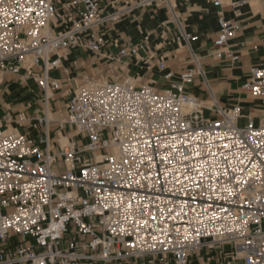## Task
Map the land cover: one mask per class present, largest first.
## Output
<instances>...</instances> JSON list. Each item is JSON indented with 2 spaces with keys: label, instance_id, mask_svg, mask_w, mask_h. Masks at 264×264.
<instances>
[{
  "label": "built area",
  "instance_id": "1",
  "mask_svg": "<svg viewBox=\"0 0 264 264\" xmlns=\"http://www.w3.org/2000/svg\"><path fill=\"white\" fill-rule=\"evenodd\" d=\"M172 1L110 0L106 11V0H0V89L7 75L34 79L41 102L30 116L0 115V264H264V63L242 86L260 100L254 116L186 91L205 72L184 30L191 66L176 79L158 62L170 88L86 78L52 109L62 81L50 73L72 51L101 53L107 23ZM250 1L211 0L216 58L239 60L231 41ZM206 252L222 257L201 263Z\"/></svg>",
  "mask_w": 264,
  "mask_h": 264
},
{
  "label": "crops",
  "instance_id": "2",
  "mask_svg": "<svg viewBox=\"0 0 264 264\" xmlns=\"http://www.w3.org/2000/svg\"><path fill=\"white\" fill-rule=\"evenodd\" d=\"M109 1L105 2L106 11L112 10ZM136 1L128 0L130 3ZM172 4L173 7L152 4L138 8L119 21L107 23L100 30L108 41L101 53L81 49L72 51L63 68L50 73L62 81L61 90L52 100L53 111L65 109L72 91L86 78L131 76L138 78L140 83H152L159 89L170 88L171 82L164 78L166 72L159 69L158 62L164 60L177 79L191 66V47L200 57L205 75H197L193 83L186 86V91L207 104H217L222 108L239 105L244 117L257 115L260 100L249 95L242 86L250 76L251 67L264 63V0H251L242 7V15L237 18L241 28L231 45L239 54L238 61L214 56L219 23L218 8L211 0H173ZM121 5L123 3L117 6ZM224 11L228 18L235 17L230 7H225ZM182 30L197 35L198 40L190 47L178 41ZM113 41L116 44H111ZM130 45L139 47L137 56L112 62L104 55L110 52L116 55L120 47ZM37 93L34 79L21 80L17 75H7L0 89V115L23 111L30 116L41 111ZM29 103L33 106L30 107ZM207 113L214 115L211 111ZM20 130L29 131L27 125ZM66 130L69 132L67 136H72V130ZM63 137L66 136L63 134L61 140ZM211 256L204 254L201 263ZM220 257L221 254L214 260Z\"/></svg>",
  "mask_w": 264,
  "mask_h": 264
},
{
  "label": "rangeland",
  "instance_id": "3",
  "mask_svg": "<svg viewBox=\"0 0 264 264\" xmlns=\"http://www.w3.org/2000/svg\"><path fill=\"white\" fill-rule=\"evenodd\" d=\"M63 103H65V100H63ZM33 111H34V110H33ZM1 112H2V111H1ZM207 114H208V113H207ZM240 123H241V124H244V120L242 119V120L240 121ZM26 130H27V128L24 129V131H26ZM65 133H69V132H68L67 130H65ZM74 133H75V132H72V135H74ZM106 136H107V137H110V134H109V133H106ZM62 141H64V140H62ZM80 141H81V142H85L86 140L84 139V140H80ZM12 209H13V208H10L9 211H12ZM228 248H229V246L226 247V249H228ZM206 254H210V255L218 256V255H219V252H206Z\"/></svg>",
  "mask_w": 264,
  "mask_h": 264
},
{
  "label": "bare ground",
  "instance_id": "4",
  "mask_svg": "<svg viewBox=\"0 0 264 264\" xmlns=\"http://www.w3.org/2000/svg\"><path fill=\"white\" fill-rule=\"evenodd\" d=\"M62 140H64V141H62ZM62 140L61 141L64 143V142H66L67 138L66 137H63Z\"/></svg>",
  "mask_w": 264,
  "mask_h": 264
}]
</instances>
